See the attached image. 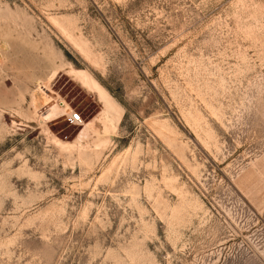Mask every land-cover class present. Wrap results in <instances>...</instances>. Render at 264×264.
<instances>
[{
  "label": "rangeland",
  "instance_id": "rangeland-1",
  "mask_svg": "<svg viewBox=\"0 0 264 264\" xmlns=\"http://www.w3.org/2000/svg\"><path fill=\"white\" fill-rule=\"evenodd\" d=\"M0 264H264V0H0Z\"/></svg>",
  "mask_w": 264,
  "mask_h": 264
},
{
  "label": "bare ground",
  "instance_id": "bare-ground-1",
  "mask_svg": "<svg viewBox=\"0 0 264 264\" xmlns=\"http://www.w3.org/2000/svg\"><path fill=\"white\" fill-rule=\"evenodd\" d=\"M53 81V80H52ZM41 88V87H40ZM44 90H46V89H44ZM43 94V93H42ZM55 95V94H54ZM40 98V97H39ZM43 98V97H42ZM41 98V99H42ZM51 100V99H50ZM41 102V101H40ZM40 105H42V104H40ZM49 105V104H48ZM64 112H66L65 111V109H64V107L63 106H61V105H56V106H54L53 108H52V110L50 111V112H48V116H49V119H51V120H54V119H58L60 116H63L64 114ZM63 115H62V114ZM47 115V114H46ZM83 138L82 137H80V139L79 140H82Z\"/></svg>",
  "mask_w": 264,
  "mask_h": 264
}]
</instances>
